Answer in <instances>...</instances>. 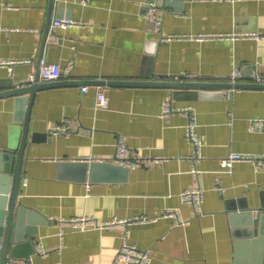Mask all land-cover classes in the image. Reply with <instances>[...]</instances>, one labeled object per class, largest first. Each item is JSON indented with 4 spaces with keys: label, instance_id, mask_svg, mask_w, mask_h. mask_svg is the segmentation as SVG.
Returning <instances> with one entry per match:
<instances>
[{
    "label": "crops",
    "instance_id": "1",
    "mask_svg": "<svg viewBox=\"0 0 264 264\" xmlns=\"http://www.w3.org/2000/svg\"><path fill=\"white\" fill-rule=\"evenodd\" d=\"M150 1L161 19L159 31L146 16ZM61 17L81 23L53 26ZM50 31L58 41H48ZM197 34L203 37L194 38ZM257 34H264V0H0V57L31 60L11 72L0 67V78L28 79L39 59L69 66L33 96L18 197L26 207V223L29 218L27 224L35 230L28 234L34 251L14 259L119 264L114 259L126 235L138 248L151 249L150 264H235L234 232L248 220L238 210L246 204L255 217V208L264 207V167L235 161L224 170L220 159L230 151L264 153V129L248 127L252 118H264V88L223 89L221 95L96 82L225 80L232 70L240 71L238 80L252 81L254 71L264 75V36ZM168 35L174 37L162 39ZM100 86L108 97L106 108L96 105ZM167 98L190 106L195 114L203 143L195 174L190 171L193 144L185 137L186 116H160ZM17 115L13 97H0V146L18 136ZM63 118L70 119V134L52 135L50 129ZM118 135L141 156L162 159L121 164L125 178L120 170L99 168L93 180L89 170L60 165L74 160L120 164L114 160ZM188 187L202 190L201 212L181 200L180 192ZM165 208L176 209L184 223L161 216ZM82 215L97 221L154 220L72 228L71 218ZM242 255L249 264L250 256Z\"/></svg>",
    "mask_w": 264,
    "mask_h": 264
},
{
    "label": "water",
    "instance_id": "2",
    "mask_svg": "<svg viewBox=\"0 0 264 264\" xmlns=\"http://www.w3.org/2000/svg\"><path fill=\"white\" fill-rule=\"evenodd\" d=\"M37 71V70H36ZM54 81H33L16 79L15 77L0 78V86L6 89L0 91V97H13L17 120L21 123L18 136L11 135L4 146H0V264H10L14 258H28L34 251L33 240L28 234L34 233V227H29L26 207L18 197L20 187L23 157L28 144L30 110L36 91L54 84ZM98 84L136 85L148 84L167 86L174 90L189 89L196 92H218L231 88H264V81H227V80H97ZM203 91V92H202ZM214 92V93H215ZM22 110L24 112L21 118ZM72 164L78 166L84 173L89 170V179L93 180V173L99 168L106 170H120L125 178L126 167L106 161H72L60 162V165ZM103 166V167H100ZM82 173V179L84 175ZM108 177H112L110 174ZM241 215H247L248 220L242 226H237L234 232L235 264H244L242 255L250 256L249 264H264V207L254 209L246 204L241 205ZM248 253V254H247ZM250 254V255H249Z\"/></svg>",
    "mask_w": 264,
    "mask_h": 264
},
{
    "label": "built area",
    "instance_id": "3",
    "mask_svg": "<svg viewBox=\"0 0 264 264\" xmlns=\"http://www.w3.org/2000/svg\"><path fill=\"white\" fill-rule=\"evenodd\" d=\"M82 3H86L89 0H79ZM156 3L150 1L146 6V16L152 21L155 30H160L161 19L157 16L155 12ZM79 20L70 18V17H61L55 18L52 22L53 26L65 27L71 24H80ZM264 36V34H257V37ZM174 36L168 35L162 37L164 40H171ZM196 39H201L202 34H197L193 36ZM48 41H58V36L50 31L47 36ZM31 62L30 59H12V58H1L0 57V67L6 68L11 72L16 64L19 63H28ZM69 66L62 68L56 62H48L44 59H39L37 71L31 72L28 76V81H52L59 79L63 72L68 71ZM187 78H192L190 74H184ZM240 75V71L232 70V72L225 78L227 81H236ZM176 79H181L182 77L177 76ZM252 81L261 82L264 81V75L260 74L257 71H254L252 74ZM83 91L87 90V86L82 87ZM96 105L99 108L108 107V97L105 93V88L100 86L96 90L95 96ZM174 112H180L184 114L187 118V121L184 125L185 137L186 139L193 144V152L191 159L193 160V165L191 166V172L196 173L198 168L196 167L197 161L202 156V141L196 130L197 122L195 114L190 106H177L174 105L171 99H165L161 104L160 116L163 118H168ZM70 119L63 118L60 122L55 124L51 129L50 133L54 136L64 135L68 136L71 132L70 130ZM248 127L251 130L254 129H264V118H252L249 121ZM132 159V160H131ZM161 157H148L141 156L136 150L132 149L125 142L123 135H118L115 140V156L114 160L120 164L131 166L134 164H144L146 161H160ZM235 161H247L253 164L257 168L264 167V153H246L238 151H230L225 156L220 159V164L222 169L229 170L232 164ZM180 198L183 202L192 205L197 212L202 211L201 202L203 199V192L200 188L188 187L180 192ZM161 216H169L174 218L177 223H184V219L178 214V211L173 208H165L161 211ZM154 220V218H149L146 216H129L125 218H113L111 220L97 221L93 217L89 216H77L71 218V227L77 230H86L89 228H109L116 224H129L133 222H146ZM39 250L45 254V250L39 245ZM151 249L150 248H138L136 245L130 243L126 235L123 236L120 246L115 255L114 261L119 264H150L151 262ZM10 264H30L27 260H16L11 259Z\"/></svg>",
    "mask_w": 264,
    "mask_h": 264
}]
</instances>
